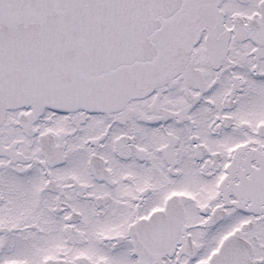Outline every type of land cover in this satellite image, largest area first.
Segmentation results:
<instances>
[{"label": "snow or ice", "instance_id": "obj_1", "mask_svg": "<svg viewBox=\"0 0 264 264\" xmlns=\"http://www.w3.org/2000/svg\"><path fill=\"white\" fill-rule=\"evenodd\" d=\"M0 264H264V0H0Z\"/></svg>", "mask_w": 264, "mask_h": 264}]
</instances>
